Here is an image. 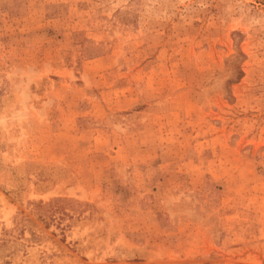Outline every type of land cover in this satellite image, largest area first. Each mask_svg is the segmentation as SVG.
<instances>
[{"label": "rangeland", "instance_id": "1", "mask_svg": "<svg viewBox=\"0 0 264 264\" xmlns=\"http://www.w3.org/2000/svg\"><path fill=\"white\" fill-rule=\"evenodd\" d=\"M0 264H264V0H0Z\"/></svg>", "mask_w": 264, "mask_h": 264}]
</instances>
